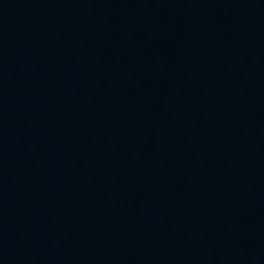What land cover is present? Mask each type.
<instances>
[{
  "label": "water",
  "instance_id": "95a60500",
  "mask_svg": "<svg viewBox=\"0 0 264 264\" xmlns=\"http://www.w3.org/2000/svg\"><path fill=\"white\" fill-rule=\"evenodd\" d=\"M0 264H264V0H0Z\"/></svg>",
  "mask_w": 264,
  "mask_h": 264
}]
</instances>
